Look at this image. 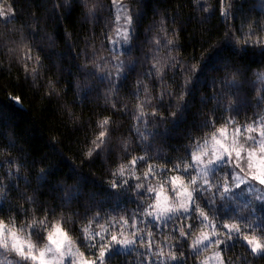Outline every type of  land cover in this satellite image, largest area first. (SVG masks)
<instances>
[{"label": "trees", "instance_id": "trees-1", "mask_svg": "<svg viewBox=\"0 0 264 264\" xmlns=\"http://www.w3.org/2000/svg\"><path fill=\"white\" fill-rule=\"evenodd\" d=\"M62 2L0 0L6 11L8 7L14 10L11 18L0 17V181L3 182L0 218L15 215L19 225L30 221L33 211L40 218L47 209L53 222L61 217L67 221L65 230L87 256L81 234L87 223L86 210L88 216L96 211L104 216H126L138 205L145 208L149 203V199H144L141 204L135 188L130 187L137 184L131 169L118 178L127 179L128 185L110 188L112 174L119 165H128L132 156L145 155L147 147L151 158L148 163L165 170L171 168L178 158L187 155L191 137H201L210 131L200 127L205 120L214 117L219 127L228 118L229 112L222 106L227 101L221 91L233 102L230 112L240 124L264 113V101L259 99L264 84L258 79L264 73V49L251 45L241 48L243 39L239 42L235 39L241 30H248L249 24L264 23V2L225 0V7L231 5L232 11V17L226 20L221 16L220 0H122L134 10L135 31L130 44L120 53L111 50L108 40L116 28L112 0H95L97 9L91 17L79 6V0L56 7ZM162 29H167L168 38L175 40V49L171 52L161 49L158 58L163 61L174 56L185 66L199 63L201 72L190 85L189 110L176 118L165 110V120H157L158 127L149 125V140L144 145L133 130L137 104L133 93L137 80L149 83L155 91V82L149 81L144 73L149 71L156 52L154 39H164ZM28 45L33 46V57L38 54L43 64L35 85L25 72L24 61L19 59ZM113 55L119 58L113 59ZM121 61L123 76L119 78L117 93L111 94V82L103 77L111 73L115 78L116 66ZM34 63H30L29 73ZM96 64L101 67L97 69ZM232 77L235 84L221 83ZM179 80L177 77V83ZM50 81L54 82V88H50ZM214 95L216 100L211 99ZM13 97H19L20 102ZM113 101L116 109L112 108ZM105 117L110 118L109 150L88 158L85 152L89 142L101 131L98 124ZM139 127L144 130V125ZM124 142L131 154L123 151ZM139 169H147V164L141 162L136 166ZM175 174L167 172V176ZM160 175L165 177L163 173ZM28 197H34L35 203ZM201 205L211 220L213 213L203 200ZM20 209L27 210V215ZM234 209L231 202L218 209V219L214 221L218 233L227 231L221 227L224 223H240L228 218L234 215ZM262 213L261 206L256 216ZM197 214L193 219L169 222L167 227L151 225L154 241L167 252V245L175 244L178 238L174 229L192 225L191 236L184 242L187 255L188 245L202 229L195 219ZM138 225L145 231L150 227V223ZM240 226L243 228L244 224ZM127 231L130 233L132 229ZM248 234L253 235L250 230ZM255 235L260 236L261 231L257 230ZM232 243L227 252L221 253L225 264L229 260L233 264H245V260L247 264H264V258L249 255L241 242ZM207 251L202 252L200 260ZM145 253V247L137 246L116 256L111 264H147ZM188 264L198 261L189 258Z\"/></svg>", "mask_w": 264, "mask_h": 264}, {"label": "snow or ice", "instance_id": "snow-or-ice-1", "mask_svg": "<svg viewBox=\"0 0 264 264\" xmlns=\"http://www.w3.org/2000/svg\"><path fill=\"white\" fill-rule=\"evenodd\" d=\"M220 3L221 16L226 20L231 18V5L225 7V0H220ZM69 4L70 0H63L62 4H57L56 7L62 8ZM112 5L116 10L115 33L117 39L109 36L108 40L113 45H121V43L128 45L132 41L135 31L134 10L122 0H112ZM79 6L89 17L96 13L95 0H79ZM204 10L207 11V8ZM13 15L14 10L11 7H8L6 11L3 6H0V17L11 18ZM162 31L164 39H154L156 52L152 56L149 71L144 73L149 81L155 82V91L149 83L137 80L136 90L133 93L137 100L136 111L133 113V130L137 133L138 140L144 145L149 140V125L158 127L157 120H165V110L172 118H176L178 115L182 117L184 112L189 110L188 98L192 93L190 85L193 83V78L201 72L199 63L185 66L174 56H168L163 61L158 58L161 49L166 48L169 52L175 49V40L168 38L167 29H162ZM233 36H235V30H233ZM235 39L237 42L243 39L244 43L241 48L251 45L264 49V23L249 24L248 30H241L240 36H235ZM32 52L33 46H26V51L19 54V59L24 61L25 72L35 85L39 69L43 68V64L40 56L37 54L33 57ZM115 52L118 53L119 48H116ZM118 58V55H113V59ZM100 59L103 60L104 57H100ZM32 61L35 63L31 65L32 71L29 73L28 69ZM95 67L99 69L101 66L96 64ZM123 69L124 64L121 61L116 66L115 78L111 73L103 77L111 82V94L117 93ZM169 72H172L171 76L168 75ZM177 77L180 78L179 83H177ZM258 79L264 84V73H260ZM221 83L235 84V77ZM49 86L54 88V82L50 81ZM220 95L227 101L222 106L226 112H229L228 118L219 127H217L214 117L205 120L200 127L208 128L210 131L201 137H191V142L186 149L187 155L178 158L172 163L171 168L165 170L148 163L151 158L147 155L146 147L145 155L132 156L128 165L121 164L113 172L110 188L119 189L128 185L127 179L118 178L124 177L125 172L131 169V175L136 180L143 179L147 184L141 182L130 187L135 188V195L141 204L144 199H151L152 203H149L145 208L138 205L135 211L126 216H104L101 211H96L94 215L88 216L86 210L87 223L82 226L81 234L83 246L88 253L87 256L85 252L80 251L76 241L65 230L67 221H63V217H61L60 220L53 222L49 218L48 210L45 209L42 217L37 218L33 211L32 219L22 221L19 225L16 223L15 215H10L7 219L0 218V264H111L116 256L124 252H131L137 246L146 248L144 261L147 264H188L189 258L198 261V264H209L210 260L216 261L217 264H225L221 253L227 252L229 247L233 246L232 242H241L248 250L249 255L264 258V213L257 217L256 204L254 203L255 201L264 205V114L252 118L250 122L240 124L230 112L233 102L228 100L223 91ZM12 99L17 103L20 102L19 97ZM211 99L216 100L217 97L214 95ZM259 99L264 101V90L259 93ZM202 102L206 103L203 99ZM112 108L116 109L114 101ZM109 123L110 118L108 117L99 122L98 127L101 131L95 139L89 142L90 146L85 152L86 157L91 158L94 154L99 155L101 152L109 150L110 136L107 128ZM139 125H144V130H141ZM121 147L124 152L131 154L127 142H124ZM141 162L147 164V170L143 171L142 177L135 174L136 166ZM167 172L177 174L167 176ZM161 173L166 179L158 184L159 190H157V186L151 183L150 178L158 177ZM67 178L72 179L71 176ZM41 179H43V170ZM169 183L174 195H165L162 203L161 194L167 192L165 184ZM2 192L3 182L0 181V194ZM240 194L248 196V199L241 202L238 199ZM67 199L70 200L71 196L69 195ZM28 200L35 203L34 197H28ZM201 200L213 213L211 220L203 210ZM217 200L222 203L218 205ZM228 202L235 205L234 215L228 218L238 220L244 224V227L241 228L240 223H224L221 227L227 231L218 233L214 221L218 219V209L224 208ZM9 211L12 210L9 209ZM20 211L27 215V210L20 209ZM195 213L199 214L195 216V219L199 220L200 225L204 228L211 227L212 232L210 235L201 232L200 236L192 240L188 245L190 251L187 255L184 251V242L191 236L192 225L186 226L188 231L184 225L174 229L178 231V238L175 244L167 245V252L158 242L154 241L151 225L159 227L163 223L167 227L169 222L193 219ZM52 215L54 218V209ZM138 217L151 218L147 231L137 227ZM139 222L149 223L147 220ZM128 229H133V231L129 233ZM249 230L253 235L248 234ZM257 230L261 231L260 236L255 235ZM220 235L224 236V239H220ZM212 236L217 238L212 239ZM212 246L217 248L213 256L200 260L202 252ZM154 248L157 251H153ZM227 264H233V262L229 260ZM245 264H247V260H245Z\"/></svg>", "mask_w": 264, "mask_h": 264}, {"label": "rangeland", "instance_id": "rangeland-1", "mask_svg": "<svg viewBox=\"0 0 264 264\" xmlns=\"http://www.w3.org/2000/svg\"><path fill=\"white\" fill-rule=\"evenodd\" d=\"M263 2H264V0H262ZM0 6H3V4H0ZM113 11H114V16H115V9H114V7H113ZM2 19H8L9 17H1ZM113 39H117V37H116V33L114 32V35H113V37H112ZM126 46L127 45H123L122 43H121V45H113V44H111L110 43V48H111V50L113 51V52H115V49L116 48H119V52L118 53H120V52H122L123 50H125V48H126ZM264 114V113H263ZM231 131V130H230ZM140 170V169H139ZM147 169H145V170H140V171H138V170H136V176H143V171H146ZM130 174H131V170H130ZM135 178V177H134ZM166 178L165 177H163V176H158V177H155V178H150V180H151V183L154 185V186H157V190H159V188H158V184L159 183H161V182H163L164 180H165ZM141 182H143V183H145V184H147V182L146 181H143V179H141L140 181H136V183H141ZM165 188L167 189V192L166 193H162L161 194V201H162V203L164 202V196L165 195H168V196H173L174 194L171 192V185H170V183L169 184H165ZM238 199L241 201V202H243V201H246L247 199H248V196H246V195H244V194H240V196L238 197ZM149 203H152V200L151 199H149ZM148 203V204H149ZM254 203L256 204V212L259 210V208L262 206V207H264V205H261V204H259L258 202H255L254 201ZM147 207V206H146ZM199 214H197V216H198ZM140 220H147V221H149V223L151 222V218L150 217H138V219H137V227L139 226L138 224H147V223H140L139 221ZM163 223H161L160 224V226L162 225ZM138 228H140V227H138ZM132 231H133V229H132ZM129 232V231H128ZM201 232H204V233H207V234H211V232H212V229H211V227H208V228H204V227H202V229L199 231V233L192 239V240H194V239H196L198 236H200V234H201ZM212 239H216L217 237L216 236H212L211 237ZM208 251L203 255V257L201 258V260H203L204 258H207V257H212L213 256V254H214V252L215 251H217V248L215 247V246H212L211 248H209V249H207ZM209 264H217V262L216 261H214V260H210L209 261Z\"/></svg>", "mask_w": 264, "mask_h": 264}]
</instances>
